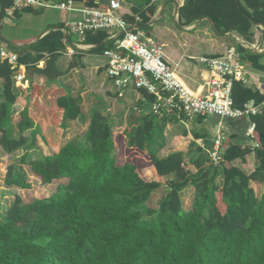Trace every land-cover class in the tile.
<instances>
[{"label":"trees","instance_id":"obj_1","mask_svg":"<svg viewBox=\"0 0 264 264\" xmlns=\"http://www.w3.org/2000/svg\"><path fill=\"white\" fill-rule=\"evenodd\" d=\"M124 1L131 4V13L122 16L126 22L136 27L152 22L157 10L152 0ZM72 2L89 9L104 6L96 0ZM11 5L12 0H0L2 20ZM20 12H15L16 18ZM204 17L212 21L215 34L235 32L248 42L255 26H260L264 44V0H187L178 9L180 27ZM63 28L60 25L29 45L17 63L30 68L45 58L61 56L65 51ZM83 44L95 46L91 53L113 49L106 32L87 34ZM235 48L242 62L251 55L241 45ZM251 65L264 70L257 63ZM15 74L16 69L0 61V150L9 156L23 151L7 166L3 186L30 190V175L41 185L66 183L49 197L29 202L13 194L0 223V264H264V191L258 197L250 186V182L264 184V109L248 118L254 125L252 151L230 136L223 142V162L218 166L210 164L202 151L192 153L194 144L191 154L160 157L166 145L164 123L152 112L124 129L121 145L130 150L132 158L119 161L113 126L98 108L89 112L82 143L50 146L52 153L33 159L30 151L37 149V138H44L28 108L14 116ZM143 92L152 104L154 97ZM231 101L233 108L242 109L250 101L260 105L264 98L234 80ZM79 102V96L63 90L54 96L53 106H47L48 114L51 108L59 112L62 131L68 122L84 120ZM251 152L256 167L246 175L232 163ZM133 154H141L144 164L135 161ZM170 175L173 179L165 180ZM190 187L194 190L191 207L185 211L180 194ZM162 189L166 193L154 203Z\"/></svg>","mask_w":264,"mask_h":264},{"label":"crops","instance_id":"obj_2","mask_svg":"<svg viewBox=\"0 0 264 264\" xmlns=\"http://www.w3.org/2000/svg\"><path fill=\"white\" fill-rule=\"evenodd\" d=\"M41 1L50 6H57L59 3L65 2L66 0ZM107 1L108 0H96V3H98L99 5H104ZM118 1L121 7L120 14L122 16L124 14L129 15L131 13V4L127 3L124 0ZM167 1L168 0H152V2H154L157 7L156 14L153 17L152 22L148 26L143 27L142 30L139 29L140 27H136L131 24L130 25L133 29L143 32L146 37L155 40L159 45L162 46L166 62L170 65L185 88L195 94H204L205 86L207 82L213 77V74L206 67L200 65L197 62V59L202 56H222L229 48H235V44H238L251 54L246 55L244 62L241 61L244 68L246 80L243 84L249 89L258 91L264 98V70L255 69L251 65L252 63H257L259 66L264 67V44L262 43L261 37L263 30L262 27L255 26L256 28L254 29V35L252 37V41L250 42H248L243 38V36L235 32L230 34H215L214 30L206 20H197L196 23L192 24L191 26L180 27L178 24V9L187 0H172L173 2H175L177 7L173 3H166ZM168 6H170V13L177 26H179L183 31H190L192 34L197 33V36L194 39H191L190 37L177 39L175 36H171L167 39L164 38L163 40H161L159 32L152 36L151 27L154 21L158 19L159 15ZM70 7L72 8L71 10H61L57 7L31 8L32 11L28 13L19 11L20 16L17 18L14 15L13 18H8L6 16L5 19H1V37L4 27L6 28L5 31L8 35V37H2L6 41V43L2 42L6 50L18 57L19 55L25 54L29 45L35 43L49 31L58 30L60 25H63L65 27L69 23L80 21L82 19L81 11L85 9V7L82 4H75L73 2ZM48 10H61L67 12V20H52L51 22H49L50 24H47L43 30H39L36 33H30L23 39L19 38L18 36H10L9 29L18 20H22V18H27L32 15L39 16L44 14ZM135 22L138 21L135 20ZM106 33L108 34V40H111L110 36L114 34L115 31H107ZM65 36H68V39H66ZM71 36L74 35H66L64 33L65 51L56 60L55 67L59 72L64 73L67 69L73 67V61H76V63L75 66L66 75L59 78L66 77L71 73L82 74L86 70H88V68L95 71L97 76L106 74L104 69L106 65V59L103 58L101 54L90 52L95 48V46L91 44H81L80 47H77V38L74 36L75 38L73 39L71 38ZM8 45L12 46L14 50H11ZM200 46L208 47L210 53L201 54L199 55L200 57L196 56L194 51ZM71 50H73L74 52L71 53ZM254 55H256L257 57H255ZM75 56L79 57L76 58ZM60 57H63L64 61H61L57 66ZM93 58H95L96 60H92ZM46 59L48 58H45L32 67H42ZM18 65L22 68L16 69V74H22L24 75V78L22 81L16 82L13 76V82L15 83V88L18 92L16 104L13 106V111L15 113L14 116L18 115V113H20L26 107L30 111L31 118L33 119L35 125H41L42 134L45 133L47 126L56 125V127L58 128L60 122L59 112L55 108H51L52 112L48 114V109L46 106L52 103V107L54 96L60 91H65L66 88H64L63 86H60L59 88L55 86L54 82H56L57 79L51 82L38 75L29 77L25 74V70L27 68L24 65ZM34 77H37L38 79L35 80ZM107 78L109 79V81H111V83H113L114 88L116 89V92L114 94L110 90L105 89L104 85L99 84L100 82L93 84V86L94 88H96L95 90L99 94L98 103L100 104V102L102 101L105 104L104 107L100 109L102 115L107 117V112H109L110 109H106V107L108 105H111L112 109H114L113 112L115 113H111L112 117L110 118H112L113 120H117L115 116L116 114L122 118L119 119L118 122L121 123V125L118 127V129H120L119 134L121 135L124 129L130 123L136 122L142 116L151 113L152 104L149 103V96L146 95L142 90H135L133 88L119 90L116 88L114 81L108 76ZM47 81L52 84H47ZM67 83H72L71 85L67 86L68 93L72 96H79L81 98H83L84 94H87L88 92L84 89H88L90 87L83 86L76 81H67ZM30 87L34 91L33 97H29ZM77 88L82 89V92H80L78 95H74L72 89ZM81 98L79 105L81 107V113L83 116ZM116 99H121V101L117 102ZM263 103L264 101L261 104ZM34 110L36 113L35 115L33 112ZM248 118L230 120L218 118L216 116H210L203 117L202 120H197L196 118H194L192 121L186 122L177 115L166 114L162 118L158 117V119L164 123L163 134L166 141L165 147L160 152V157H165L176 152H182L188 155L191 154V152L193 153V151L197 152V150L202 151L207 156L206 151L211 148L212 142L218 133H220L224 137V139H228L230 136L235 137L234 140L236 143H239L242 147H246L247 149H250L252 151L256 144L252 135H250L248 132L250 125L253 124L249 121ZM72 122L76 121H71V123ZM87 124L88 118L85 124L86 127ZM205 137L208 138V141L204 139ZM191 144H194L195 147L190 152L189 150ZM232 165L240 169L246 175H249L254 171L256 167V161L253 152L246 155L241 160H235ZM189 168L191 173L196 172L194 166L190 165ZM172 179L173 175L165 178V180ZM218 182L221 183V179H218ZM250 186L251 188H253L258 197L262 195L264 191V184H261L259 182H250Z\"/></svg>","mask_w":264,"mask_h":264},{"label":"built area","instance_id":"obj_3","mask_svg":"<svg viewBox=\"0 0 264 264\" xmlns=\"http://www.w3.org/2000/svg\"><path fill=\"white\" fill-rule=\"evenodd\" d=\"M72 0H66L57 6H50L41 0H12L6 11L8 18L25 8L57 7L71 10ZM118 0H108L104 6L96 9L85 8L81 11L82 19L67 24L63 32L77 38V47L83 44L87 34L115 31L110 36L113 49L105 50L101 56L106 59L104 67L107 76L114 81L117 89L133 88L145 91L154 97L151 112L157 117L166 114L177 115L184 121L196 117L216 116L222 119L238 120L260 114L264 103L255 105L246 103L242 109L232 107V81L245 83L244 68L236 48H229L222 56H202L197 62L206 67L213 77L207 82L204 94L190 92L176 76L166 62L162 46L146 37L143 32L133 29L120 14ZM139 21L138 18H135ZM71 53L74 51L71 50ZM0 61H6L10 68H22L17 63V56L6 50L0 41ZM24 75L15 74L16 82L22 81ZM251 124L248 132L253 133ZM224 137L218 133L210 149L206 151L210 164L218 166L223 162L222 145Z\"/></svg>","mask_w":264,"mask_h":264},{"label":"rangeland","instance_id":"obj_4","mask_svg":"<svg viewBox=\"0 0 264 264\" xmlns=\"http://www.w3.org/2000/svg\"><path fill=\"white\" fill-rule=\"evenodd\" d=\"M52 2V1H51ZM68 13L61 10H48L44 14L39 16H29L27 18H22V20H18L14 25H12L9 29L10 36H18L19 38H25L30 33H36L39 30H43L47 24H50L52 20H67ZM19 23V24H18ZM205 25V24H203ZM5 27L3 28L2 37H8L7 32L5 31ZM199 31V30H198ZM152 36L155 35L157 32L160 33V38L163 40L164 38L167 39L168 37L175 36L178 38L183 37H190L191 39L195 38L197 36V33L192 34L190 31H183L179 26L175 24V21L170 13V6L166 7L165 10L159 15L158 19H156L151 27ZM204 32V31H203ZM71 38H75L74 36H71ZM11 50H14V48L10 45H8ZM196 56H199L204 53H210L208 47L200 46L195 49L194 51ZM200 57V56H199ZM92 60H96L93 58ZM61 61H64L63 57H60L59 62L57 63V66ZM93 68V67H92ZM34 79H38L37 77H34ZM69 82H79L83 86H90L88 89H84L85 91H88L87 94H84L83 98H81V105H82V112L84 116V120L76 121V122H68L66 124V129L62 131L59 128L55 126H47L46 131L43 134L44 141L40 138H37V149L31 150V158L36 159L39 158L42 155H47L52 153V150L50 149V146L55 147H61L65 145L66 143L70 141H77L82 143L84 138V133L86 130V122L89 115V111L92 108H98L100 110L104 107V103L101 101L100 104L98 103L99 97L98 92L95 90L93 84L100 82L99 84L104 85L105 89L110 90L113 94L116 92V89L114 88L113 83L109 81L106 74H101L100 76H97L95 71L92 69L86 70L82 74H73L66 77H62L57 79L55 83V86L58 88L60 86H63L67 89V86L71 85L72 83ZM47 84H52L50 82H46ZM74 95H78L80 92H82V89H72ZM68 92V91H67ZM117 102H120L121 99H116ZM47 107V106H46ZM106 109H110L109 112H107V118L109 120L111 116V113L114 109H112L111 105H108ZM35 111V110H34ZM53 116V115H51ZM117 120H113L110 118V122L113 125V139H114V146H115V153L117 154V158L119 161L128 160L130 157V150H127L121 145V135L119 134L120 129L118 127L121 125L119 122V119H122L117 114L115 115ZM17 118V115L15 116ZM42 121V120H41ZM14 134L17 135L16 131H14ZM24 135L28 136L29 131H26ZM23 154V151H18L12 156L6 155L4 152L0 150V223L4 222L5 219V211L8 209L10 204L13 201V194H18L24 202H29L32 199L36 198H47L51 194H53L57 188L58 185L66 183L65 181H55L51 183L50 185H41L37 180L33 178V176H29V181L32 185V188L30 190H19V189H8L3 186V178L6 172L7 166L16 158L21 156ZM134 155V154H133ZM132 156V155H131ZM136 157L135 161H138L140 163H143L144 158L141 156V154L134 155ZM132 158V157H130ZM135 159V158H134ZM146 173V171L144 172ZM151 178V177H150ZM166 191L162 189L161 191L157 192L154 197V203L157 202L159 197L163 194H165ZM193 197V189L190 187L180 194L181 199V205L182 208L185 211H188L190 209L191 200ZM155 205V204H154Z\"/></svg>","mask_w":264,"mask_h":264},{"label":"water","instance_id":"obj_5","mask_svg":"<svg viewBox=\"0 0 264 264\" xmlns=\"http://www.w3.org/2000/svg\"><path fill=\"white\" fill-rule=\"evenodd\" d=\"M166 3H173L177 7L175 2H173L172 0H168ZM202 20H206L210 24L211 28L215 31L213 23L210 20V18L204 17V18L198 19V21H202ZM0 21H1V16H0ZM139 29L142 30L143 27H140ZM65 37H66V39H68V36H65ZM0 41L6 43V41L1 37V29H0ZM57 59H58L57 55L51 56L44 61L42 67L27 68L25 70V74L29 77H31L33 75H38V76L43 77L46 80L52 82V81H55L56 79H58L59 77L66 75L75 66V63H76V61H73V63H72L73 67H70L64 73H61L55 67V62Z\"/></svg>","mask_w":264,"mask_h":264}]
</instances>
